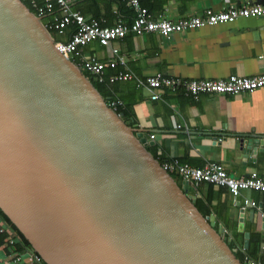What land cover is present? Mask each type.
I'll list each match as a JSON object with an SVG mask.
<instances>
[{
    "label": "water",
    "instance_id": "water-1",
    "mask_svg": "<svg viewBox=\"0 0 264 264\" xmlns=\"http://www.w3.org/2000/svg\"><path fill=\"white\" fill-rule=\"evenodd\" d=\"M94 81L40 17L0 0V212L30 250L43 264H242ZM241 143L264 154V136Z\"/></svg>",
    "mask_w": 264,
    "mask_h": 264
},
{
    "label": "crops",
    "instance_id": "crops-1",
    "mask_svg": "<svg viewBox=\"0 0 264 264\" xmlns=\"http://www.w3.org/2000/svg\"><path fill=\"white\" fill-rule=\"evenodd\" d=\"M256 2L264 4V0H140V5L152 17L174 21L200 15L205 9L218 12ZM69 7L105 26L111 25L116 15L125 22L133 17V11L122 0H77ZM57 11L54 7L42 17V24L51 23ZM111 47L125 55V66L105 68L104 76L123 70L141 80L154 74L202 80L231 75L250 77L264 72V16L202 26L168 38L154 32L127 34L112 42ZM81 54L92 55L99 62L110 58L109 49L95 42L82 48ZM109 92L112 100L120 101L127 114L126 122L154 136L148 150L158 162L177 159L192 167L215 162L234 178H243L251 171L264 173V154H253L241 146L248 137L264 136V88L238 95L201 94L195 99L163 91L159 99L150 101L145 89L125 81L112 83ZM186 190L200 211L213 218L215 228L223 229L233 249L240 253L249 245L248 242L247 248H243V234L237 231L241 216L242 232L248 234V239L258 237L255 262L264 264V193L246 190L233 198L222 188L203 183L186 185ZM243 200L255 206L245 205ZM0 230L14 236L1 221ZM9 251L1 242L0 260Z\"/></svg>",
    "mask_w": 264,
    "mask_h": 264
},
{
    "label": "built area",
    "instance_id": "built-area-1",
    "mask_svg": "<svg viewBox=\"0 0 264 264\" xmlns=\"http://www.w3.org/2000/svg\"><path fill=\"white\" fill-rule=\"evenodd\" d=\"M27 1L36 12V16L40 18L50 13L54 7L57 8V15L53 16L51 25L46 26L58 34L64 28L73 26V32L69 38L64 42H54V47L57 52L71 62H73V58L79 55L80 61L78 63L73 62V64L81 72L85 71L92 76L98 83L103 81L110 84L125 81L133 82L136 87L143 88L149 93L150 101L159 99L160 93L163 91L181 93L195 99L201 94L238 95L264 88V72L250 77L231 75L224 79L205 80L165 77L160 74H154L141 80L123 70L110 76L103 74L105 68L113 70L116 67L123 68L125 66V55L111 47V43L122 39L127 34L139 36L144 32H154L168 38L171 35L195 30L202 26L229 24L239 19L260 18L264 16V4L247 3L218 12L205 9L200 15L171 21L161 16L152 17L147 9L140 5V0H122L133 11L132 19L125 22L116 15L114 22L105 26L95 19H86L78 12L71 10L69 5L77 0H44L41 4L35 0ZM43 27L45 28V26ZM91 42H95L100 47L108 48L109 60L99 62L92 55L84 56L81 54L82 48ZM106 105L114 111L121 104L120 101L113 99ZM153 137V135H149L148 140H152ZM160 167L167 174L177 177L184 185L200 183L214 185L225 190L233 198L246 190L264 193V173L251 171L243 178H234L218 163L205 162L202 166L192 167L177 159L162 162ZM243 204L255 206L253 202L248 200H243ZM13 242V236L10 234L4 239V244L7 246L12 245ZM20 262L43 264L41 258L31 250H24L22 253L10 251L3 260H0V264H18ZM241 263L256 264L246 256H243Z\"/></svg>",
    "mask_w": 264,
    "mask_h": 264
},
{
    "label": "trees",
    "instance_id": "trees-1",
    "mask_svg": "<svg viewBox=\"0 0 264 264\" xmlns=\"http://www.w3.org/2000/svg\"><path fill=\"white\" fill-rule=\"evenodd\" d=\"M20 1L29 9L30 12H32L33 14L36 15V12L34 11L33 8H31V6H30V4H29V2L27 0H20ZM40 1L41 0H35V2H37L39 4H40ZM51 23H52V21H51ZM51 23H50V21H47V22L45 21V22H43V26H45V29H46L47 33L49 34L50 38L54 42H64V41H66L69 38V35L72 34V32H73V26H68V27L64 28L60 34H58L55 30H52V28L49 29L46 26V24L48 26H50ZM61 36L62 37L65 36L66 39L61 40L59 38ZM79 61H80V56L79 55L76 56L75 58H73V62L74 63H78ZM82 73L85 75V77L89 78L90 80L94 79L92 76H90L85 71H82ZM109 85L111 86L112 84L107 83L106 81H103L102 83H98L95 80L94 82H92V86L96 89V91L100 94V96L105 100L106 104H108V102L110 100H112L111 96H110V92H109L110 91V86ZM114 112L116 114L121 115L124 121L126 120V115L127 114L121 109V107H117L114 110ZM170 176L177 182V184L180 185L181 182H180V180L177 177H175L174 175H170ZM194 205H195L196 209L202 214L203 217H207L206 214H204V213H202L200 211V208H199L197 203H194ZM0 221L14 233V236H13L14 242H13L12 245L8 246L9 250L11 252L22 253L23 250H25V249L30 250L29 245L26 242V240L22 237V235L16 230V228L8 221V219L1 212H0ZM6 237H7L6 231L4 232L3 230H1V232H0V244H1V242L4 241V239ZM248 242H249V245H248L247 250H244V252H242V253H240V252H238L236 250L235 253H234L235 257L240 262H242L243 256L248 257L253 262H255L257 260L256 259L257 258L256 257V250L258 249V243H259L258 237L257 236L249 237ZM229 246L231 248H233V245L230 244Z\"/></svg>",
    "mask_w": 264,
    "mask_h": 264
}]
</instances>
